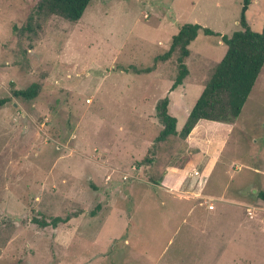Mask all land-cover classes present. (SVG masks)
I'll list each match as a JSON object with an SVG mask.
<instances>
[{"label":"rangeland","instance_id":"374dc122","mask_svg":"<svg viewBox=\"0 0 264 264\" xmlns=\"http://www.w3.org/2000/svg\"><path fill=\"white\" fill-rule=\"evenodd\" d=\"M37 2L0 0V264H264V63L228 127L154 141L155 104L179 132L240 0H90L74 22ZM245 17L259 31L264 0ZM183 23L219 35L197 33L172 89L178 49L153 58Z\"/></svg>","mask_w":264,"mask_h":264},{"label":"trees","instance_id":"16d2710c","mask_svg":"<svg viewBox=\"0 0 264 264\" xmlns=\"http://www.w3.org/2000/svg\"><path fill=\"white\" fill-rule=\"evenodd\" d=\"M90 0H38L35 11L37 14H55L74 22L77 21ZM250 0H240L237 23L239 29L230 35H219L211 29L197 23H183L176 33L170 37L168 49L153 58L154 61L167 59L175 48L178 71L171 84L173 89L182 82L187 74L184 59L189 54L188 45L198 32L205 35H219L225 45L220 60L215 64L208 80L187 113L179 132L175 129V117L167 109L168 97L164 96L155 104V115L161 124V129L154 141H162L169 136L179 135L185 138L192 128L201 122L228 125L238 116L254 81L264 63V21L259 31H253L247 24L245 13ZM25 27L29 28V24ZM146 67L139 71L149 72ZM39 90L36 83L25 88L12 89L15 97L25 100L33 99ZM7 98H0L3 104ZM202 134V133H201ZM146 161H150L144 158ZM264 201V190L256 193ZM58 218L53 219V224Z\"/></svg>","mask_w":264,"mask_h":264},{"label":"crops","instance_id":"0c3cea01","mask_svg":"<svg viewBox=\"0 0 264 264\" xmlns=\"http://www.w3.org/2000/svg\"><path fill=\"white\" fill-rule=\"evenodd\" d=\"M189 46V45H188ZM207 123V122H206ZM201 124H205V122H201ZM199 125V124H198ZM223 127H228V125H223ZM176 129V128H175ZM225 135L223 134V133H220V134H217L215 137V140H221L223 137H224ZM190 175H198V171L197 170H192L190 173H189ZM208 205H212V208L211 209H213V204H211V203H209ZM207 205V206H208ZM208 209V208H207ZM211 209H209V210H211Z\"/></svg>","mask_w":264,"mask_h":264},{"label":"built area","instance_id":"2783aa9c","mask_svg":"<svg viewBox=\"0 0 264 264\" xmlns=\"http://www.w3.org/2000/svg\"><path fill=\"white\" fill-rule=\"evenodd\" d=\"M207 208H208V209H211V208H212V205H208Z\"/></svg>","mask_w":264,"mask_h":264}]
</instances>
